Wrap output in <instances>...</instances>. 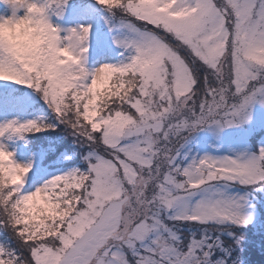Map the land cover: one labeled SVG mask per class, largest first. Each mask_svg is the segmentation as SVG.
<instances>
[{
	"label": "snow or ice",
	"instance_id": "obj_1",
	"mask_svg": "<svg viewBox=\"0 0 264 264\" xmlns=\"http://www.w3.org/2000/svg\"><path fill=\"white\" fill-rule=\"evenodd\" d=\"M97 2L120 10L126 34L116 43L135 52L118 68L105 63L89 76L82 54L91 26L54 37L75 60L55 73L52 57L26 62L0 41V80L39 90L87 149L88 165L23 193L25 177L7 171L21 165L0 145V226L22 242L20 251L0 245V264H241L230 259L243 239L231 228L251 216L242 211L246 194L227 189H264V147L187 164L181 156L198 127L243 123L253 101L264 104V67L241 55L264 46V0ZM66 3L44 6L60 15ZM46 127L8 121L0 136ZM224 233L233 245L225 246Z\"/></svg>",
	"mask_w": 264,
	"mask_h": 264
},
{
	"label": "rangeland",
	"instance_id": "obj_2",
	"mask_svg": "<svg viewBox=\"0 0 264 264\" xmlns=\"http://www.w3.org/2000/svg\"><path fill=\"white\" fill-rule=\"evenodd\" d=\"M16 11L5 0H0V18L12 15ZM23 9H20L18 14H23ZM68 9L64 10L60 15H56L54 20L55 25L59 28V35L64 38L69 34L70 29L80 30V26H91L88 36V40L85 42L87 51L82 54V64L89 73V76L94 70L105 63L114 65H121L129 62L132 55H134V49L125 48L120 49L119 52H114L113 57L110 54L104 53L98 57V54L93 55L91 51L95 47L94 37L97 30L101 25L106 23L104 18L98 15L92 8H86L79 12L76 17L67 19ZM58 21V24L56 23ZM126 33V32H125ZM62 43H67L66 40H62ZM12 81L0 80L1 83H7ZM90 82V79L88 80ZM12 89L8 87V91L5 92L4 88L0 89V124H5L8 121H16L17 123H24L29 120L37 121L42 113H35L32 115L27 114L28 102L25 98H19L12 96ZM258 131H264V104L259 102L257 98L250 105V117L245 122L240 124H234L232 126L218 128L216 125L201 126L191 133L186 145L182 149L181 161L187 164L193 157H201L204 155H211L214 157L222 156H236L238 153H253V147L249 141L250 134L254 135ZM17 133L11 131L5 132L0 136V145L4 147L6 151L11 152L12 159L16 163L30 165L28 173L25 175L24 184L22 186V192L27 193L34 191L37 187L43 186L48 180L56 175L68 173L73 169H61L48 171L38 166L40 154L30 153L26 146L18 143L16 138ZM261 147H264V136L262 137ZM41 152V151H40ZM241 186V185H240ZM242 188H245L241 186ZM230 194L245 195L246 192L239 189L236 184H233L227 189ZM247 196V194H246ZM242 211L251 216V222H260V216L255 209V206L248 200L244 202V208ZM259 223L256 224V226ZM208 225H201L200 228H207ZM184 230H187L185 226ZM192 231L199 234L200 229L193 228ZM213 235H216L214 232ZM223 238V237H222ZM224 239V238H223ZM236 248L231 249V258L239 257L241 264H260L264 261V258L248 259L243 256V244ZM231 245L225 242V246ZM222 255V253H220ZM238 254V256H237ZM242 254V255H241Z\"/></svg>",
	"mask_w": 264,
	"mask_h": 264
},
{
	"label": "trees",
	"instance_id": "obj_3",
	"mask_svg": "<svg viewBox=\"0 0 264 264\" xmlns=\"http://www.w3.org/2000/svg\"><path fill=\"white\" fill-rule=\"evenodd\" d=\"M85 4L95 7L97 12L107 20L106 25L101 26V32H110L111 29L114 30L120 25V10L109 11L105 6L99 4L97 0H67V3L63 6V11L66 8L68 9L69 5L74 8L75 6H84ZM52 15L53 12L49 9V18ZM137 23L141 22L137 21ZM107 39L110 43H115L113 39ZM114 46L117 47V45ZM8 86L13 90L14 94L25 96V99L30 102L27 107L28 113H42V116L37 120L38 123L51 125V127H46L41 131H32L18 135L19 141L25 142L28 150L44 153L41 165L43 164L46 167H63L69 164H76L81 170L86 169L88 165L83 159V154L86 153L87 149L72 134L70 128L58 122L54 110L44 99L42 93L33 87L21 85L14 81L8 84ZM8 86H5L7 90ZM263 133V131L256 132L250 139L255 152L259 150L258 143ZM238 187L246 192L248 200L255 206L260 216V222H250L246 226L241 227L233 226L231 230L237 236L243 237V256L245 258L249 257L248 259L250 260L264 258V189L242 188L239 185ZM257 223L259 224L256 226ZM222 237L225 242L233 245L234 237L228 236L227 233L222 234ZM0 245L8 249L22 250L21 240L8 225L0 226ZM232 248H236L237 250L238 246L233 245ZM260 264H264V261Z\"/></svg>",
	"mask_w": 264,
	"mask_h": 264
},
{
	"label": "clouds",
	"instance_id": "obj_4",
	"mask_svg": "<svg viewBox=\"0 0 264 264\" xmlns=\"http://www.w3.org/2000/svg\"><path fill=\"white\" fill-rule=\"evenodd\" d=\"M104 2L110 6H118L122 0H104ZM9 4L16 11L12 15L0 18V41L7 43L26 62H30L31 58L40 55L52 57L53 60L49 68L51 73H55L61 62L75 63L72 53L64 44L59 46L55 44L54 37L59 33L56 31L57 26H54L49 19L48 10L44 6L45 0H19L17 3ZM20 9L24 10L22 15L18 14ZM241 55L245 60L253 62L255 66L264 67V46L244 49ZM111 65L113 68L119 67V65ZM68 79L70 82L71 77ZM2 158L3 156L0 154V159ZM19 164L20 168L7 171L10 176L15 175L23 179L26 175L24 168L27 165ZM25 216L31 220L27 210H25ZM29 226L34 227L35 225L30 224Z\"/></svg>",
	"mask_w": 264,
	"mask_h": 264
}]
</instances>
